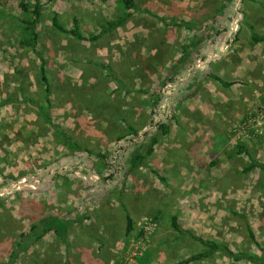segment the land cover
<instances>
[{
	"label": "rangeland",
	"instance_id": "1",
	"mask_svg": "<svg viewBox=\"0 0 264 264\" xmlns=\"http://www.w3.org/2000/svg\"><path fill=\"white\" fill-rule=\"evenodd\" d=\"M119 1L41 0L46 103L24 15L0 0V264H178L202 247L174 232L171 216L193 235L260 254L245 224L264 246V172L243 173L236 146L264 163V42L251 40L264 36V0H133L126 22L91 42L51 27L56 13L66 29L75 18L80 34L96 35L124 16ZM211 75L238 83L223 88ZM151 119L169 133L124 176ZM126 126L139 137L130 141ZM32 226L44 233L13 260ZM189 264L250 263L217 252Z\"/></svg>",
	"mask_w": 264,
	"mask_h": 264
},
{
	"label": "trees",
	"instance_id": "2",
	"mask_svg": "<svg viewBox=\"0 0 264 264\" xmlns=\"http://www.w3.org/2000/svg\"><path fill=\"white\" fill-rule=\"evenodd\" d=\"M102 1L106 2L108 0H102ZM16 2L18 9L24 15V18L21 19L23 30L29 36L28 41L25 42L24 45L25 47H29L30 51L37 57L39 61V65H38L39 81L43 87V91L45 94L44 95L45 102L48 103L49 95H50L49 81L43 66L42 56L37 49V41H38L37 27L39 25L41 13H42V2L41 0H16ZM119 2L122 4V7L124 9V16L116 21H106L105 25L101 28V31L96 35L91 34L88 36H84L80 34L78 30L77 20L75 18H73L71 21L72 27L66 29L62 24L59 23L58 15L56 13H54L51 18V27L56 32L67 34L79 41H90V42L95 41L100 35H103L109 32L110 30L116 29L120 27L122 24H124V22H126L127 19L136 10L133 0H120ZM144 13L159 21H164L163 18L151 14L148 10H144ZM176 25H180V24H176ZM251 40L255 44L261 43L264 42V36L252 34ZM210 77L223 88H229L233 84H235V82L224 81L223 79L215 75H211ZM46 120L49 121L48 118H46ZM52 128L55 132V135H57L59 139H62L63 144H65L68 148L73 150H77V148L79 149L78 145L71 139L69 134L63 132L61 129H59L56 126H53ZM126 128L128 130L127 136H130V141L135 140L139 137V132L137 130H135L131 126H126ZM148 128L150 129V132L143 133V135L148 136L146 144L143 145L140 143L130 149L127 156L126 165L125 167L123 166L121 167L123 168L122 170L124 176L129 175L143 168L145 159L153 153L154 147L155 145H157L159 139L167 136L169 133V125L166 124L163 119H159L158 121L155 122L153 121V119H151L148 122ZM123 138L125 137H119L117 139V142L121 141ZM236 147L238 154H244L248 158V163L242 170L243 173H247L252 170H259L261 172H264V163H261L255 160L254 158H252L249 155V153L246 151L244 146L238 145ZM96 157L104 160L107 159L106 156L101 154H96ZM107 165H111V164L107 163ZM67 167L69 168V166ZM67 167L64 168L65 172L68 171ZM112 178H113V174H110L107 178H104V181H108V180L110 181ZM170 227L174 232L178 233L179 235H184V234L187 235L190 239H192L194 242H196L202 247V250L200 252L187 257L178 264H189L191 262L203 260L217 252L222 253L227 258L235 262L264 264V246H262L256 240L255 235L248 224H245L247 239L251 244V246H253L256 250H258L260 254H255L252 252L250 253L246 251L233 252L222 244L216 243L215 241L204 239L200 236L193 235L189 231H184L183 229H181L179 223L177 222L176 216L170 217ZM131 229H132V220L128 215H126L125 234H128L131 231ZM43 233L44 231L41 232L37 231L36 227L32 226L27 234H23L21 236L19 242L17 243V247L9 251V257L15 260V256L17 255L18 252L17 249L21 247L22 244L25 243L27 247L30 243L34 242L35 240H38ZM64 264H68V262L65 261Z\"/></svg>",
	"mask_w": 264,
	"mask_h": 264
},
{
	"label": "crops",
	"instance_id": "3",
	"mask_svg": "<svg viewBox=\"0 0 264 264\" xmlns=\"http://www.w3.org/2000/svg\"><path fill=\"white\" fill-rule=\"evenodd\" d=\"M242 57V65H241V69H243V66L245 65L246 66V64L247 63H249L248 62V60L246 59V58H243V56H241ZM232 66H235L234 68H233V72H235V75H239L240 73H239V71H238V65H237V63H232ZM241 71V70H240ZM231 82H233V81H231ZM236 83H238V82H235V84ZM234 85V84H233ZM2 102V105L4 104V101H1ZM5 102H7V101H5ZM6 104V103H5ZM5 106L6 105H4V108H5ZM2 108V107H1Z\"/></svg>",
	"mask_w": 264,
	"mask_h": 264
}]
</instances>
